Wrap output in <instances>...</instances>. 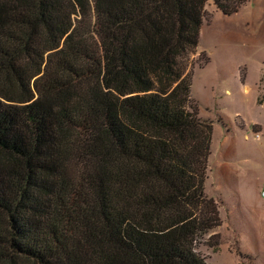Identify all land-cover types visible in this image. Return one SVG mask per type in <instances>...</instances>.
<instances>
[{
	"label": "trees",
	"instance_id": "obj_1",
	"mask_svg": "<svg viewBox=\"0 0 264 264\" xmlns=\"http://www.w3.org/2000/svg\"><path fill=\"white\" fill-rule=\"evenodd\" d=\"M208 1L0 0V264H207Z\"/></svg>",
	"mask_w": 264,
	"mask_h": 264
},
{
	"label": "rangeland",
	"instance_id": "obj_2",
	"mask_svg": "<svg viewBox=\"0 0 264 264\" xmlns=\"http://www.w3.org/2000/svg\"><path fill=\"white\" fill-rule=\"evenodd\" d=\"M191 61L198 113L213 120L206 193L222 218L197 251L207 264H264V0L230 16L208 1Z\"/></svg>",
	"mask_w": 264,
	"mask_h": 264
}]
</instances>
